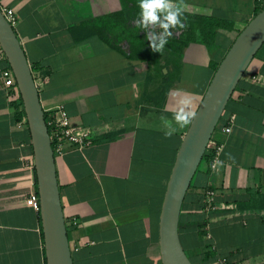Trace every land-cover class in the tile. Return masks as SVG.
Wrapping results in <instances>:
<instances>
[{
	"label": "crops",
	"instance_id": "obj_1",
	"mask_svg": "<svg viewBox=\"0 0 264 264\" xmlns=\"http://www.w3.org/2000/svg\"><path fill=\"white\" fill-rule=\"evenodd\" d=\"M261 1L183 0L184 17L194 24L161 55L136 35L124 46L112 31L116 20L108 21L105 36L92 30L95 20L124 14L125 0H0L14 10L15 32L37 68L45 116L61 106L73 125L95 132L91 146L68 144L55 157L74 264H162L160 215L189 125L166 139L160 117L171 119L181 99L196 113L213 66ZM206 20L230 27H216L205 39ZM19 116L0 82V264H47L40 212L26 205L33 179L23 160L34 154ZM212 140L224 145L221 166L211 173L202 162L192 181L180 217L182 246L197 264H264V46ZM210 187L217 209L207 213ZM209 253L208 261L199 259Z\"/></svg>",
	"mask_w": 264,
	"mask_h": 264
},
{
	"label": "water",
	"instance_id": "obj_2",
	"mask_svg": "<svg viewBox=\"0 0 264 264\" xmlns=\"http://www.w3.org/2000/svg\"><path fill=\"white\" fill-rule=\"evenodd\" d=\"M0 46L12 68L29 125L34 154L40 216L47 264H74L64 217L45 112L32 68L15 32L0 8ZM264 46V8L237 36L216 69L189 125L166 190L159 224L162 264H193L184 250L179 225L182 207L208 144L250 63Z\"/></svg>",
	"mask_w": 264,
	"mask_h": 264
},
{
	"label": "built area",
	"instance_id": "obj_3",
	"mask_svg": "<svg viewBox=\"0 0 264 264\" xmlns=\"http://www.w3.org/2000/svg\"><path fill=\"white\" fill-rule=\"evenodd\" d=\"M1 11L5 16L9 24L15 28L17 23V17L14 10L1 7ZM134 25V23H133ZM183 35L182 29H173V36L171 39L179 40ZM34 76V74H33ZM35 79L37 87H39V79ZM258 82H262L261 79L254 78ZM0 82L2 83V88L7 95L9 102H13L17 105V111L20 114V120L17 123V127L22 131H29L28 120L24 110V105L21 99L20 91L16 82V78L12 68L9 65L6 54L4 53L2 47L0 46ZM49 116L46 117V122L48 129L51 128L50 139L53 148V152L56 156H63L66 154V146L68 144L74 145L78 150L82 151L85 148L91 146L94 143L95 132L93 129L83 126H75L72 124L71 119L65 110V108L58 106L55 107L52 112H49ZM234 118H231L227 124L222 128V132L226 135H230L233 132ZM224 145L220 142L211 141L208 144L205 155H209L211 158L210 170L211 173H216L218 168L221 166L220 157L223 151ZM204 155V156H205ZM25 163V168L32 174V185L31 190L26 198V205L31 207L37 212L41 210L40 197L37 189L36 181V170L34 156L31 158H26L23 160ZM204 162V161H203ZM216 192L214 189L210 188L206 191L207 207L205 212L210 213L217 209L215 205L214 197ZM70 224H76V220L72 219ZM222 264L226 263V260H220Z\"/></svg>",
	"mask_w": 264,
	"mask_h": 264
},
{
	"label": "clouds",
	"instance_id": "obj_4",
	"mask_svg": "<svg viewBox=\"0 0 264 264\" xmlns=\"http://www.w3.org/2000/svg\"><path fill=\"white\" fill-rule=\"evenodd\" d=\"M139 12L134 21L135 28L146 33V39L153 52L163 54L169 39L173 36V29H183L185 24L183 0H138ZM196 114L191 111L190 102L181 99L171 119L161 116V122L167 129L166 139L173 136L178 129L192 124Z\"/></svg>",
	"mask_w": 264,
	"mask_h": 264
},
{
	"label": "rangeland",
	"instance_id": "obj_5",
	"mask_svg": "<svg viewBox=\"0 0 264 264\" xmlns=\"http://www.w3.org/2000/svg\"><path fill=\"white\" fill-rule=\"evenodd\" d=\"M126 5L130 7L125 11L123 16L119 17H114L117 21L118 24H116V28L112 29V31L117 34L116 38H120L121 42H125L124 46H131L133 44L132 37L133 36H140L143 37L145 40L146 46H149V41L145 38L146 33L143 31H139L138 29L135 28V25L131 24V21L134 22L137 14L139 12V9L137 7L138 0H125ZM190 17V16H189ZM186 18V19H185ZM192 18V17H190ZM183 22L185 24V29L186 31L190 32L191 27L194 23H192L191 20H189L187 17H183ZM182 29V30H183ZM187 36V33L185 34V37ZM184 38V37H183ZM183 38L181 40H183ZM169 40H174V39H169Z\"/></svg>",
	"mask_w": 264,
	"mask_h": 264
},
{
	"label": "trees",
	"instance_id": "obj_6",
	"mask_svg": "<svg viewBox=\"0 0 264 264\" xmlns=\"http://www.w3.org/2000/svg\"><path fill=\"white\" fill-rule=\"evenodd\" d=\"M258 7L255 11V16L261 12L264 8V0L263 2H258ZM124 14H116V15H110V16H107L106 18H102V19H98V20H95L94 24H92V30L94 32H97V34H99L100 36H105L106 35V31H107V26L106 24L108 23V21H110L111 19H115L114 17H119V16H123ZM216 27H230L229 24L227 23H224V22H217V21H213V20H206V22L204 21V23H202V32H203V37L205 39L207 38H212V34L211 32L213 31L214 28ZM207 29H209V31L207 32ZM213 33V32H212ZM219 65H214L213 68L214 70L216 71V69L218 68ZM36 69V70H35ZM37 71V68H32V72L35 73ZM47 117V116H46ZM20 118V116H19ZM18 118V119H19ZM49 132H51V128L49 127ZM203 161H206L208 163V165H210L211 163V158L209 155H205L204 158H203ZM202 161V162H203ZM211 188V187H210ZM210 188H207L206 191ZM193 189V185H191L189 191L187 192V195H186V198H185V201L188 197V195L191 193ZM184 201V202H185ZM205 205L202 206V208H204ZM67 228H68V225H67ZM209 255V256H208ZM208 257H210V253L209 254H206V256L204 257H200L199 259H202L203 261H208ZM190 260L192 261L193 264H197L196 261L192 258H190ZM205 261V262H206Z\"/></svg>",
	"mask_w": 264,
	"mask_h": 264
}]
</instances>
